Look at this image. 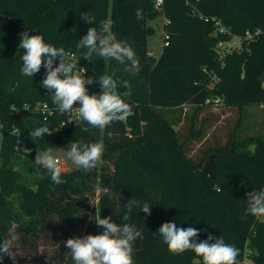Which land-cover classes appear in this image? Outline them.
<instances>
[{
    "label": "trees",
    "instance_id": "1",
    "mask_svg": "<svg viewBox=\"0 0 264 264\" xmlns=\"http://www.w3.org/2000/svg\"><path fill=\"white\" fill-rule=\"evenodd\" d=\"M190 1L234 35L261 33L239 52L227 55L222 65L214 49L228 37H215L213 23L191 16L183 0H164L161 13L153 9V0H0V242L9 229L20 234L16 260L5 256L0 264H45L43 250L60 239L65 243L77 236L102 234L95 219L108 216L117 224L133 223L142 230L143 238L133 243L134 264H203L191 250L171 253L155 233L171 221L177 227L199 230L197 242L209 234L222 237L240 250L239 264L245 250L249 264H264V222H255L247 213V193L264 186V138L238 140L232 133L227 144L211 154L216 172L211 180L184 156L173 126L160 113L185 105L201 107L215 98L238 109L264 105L259 81L264 74V0ZM84 13L95 17L94 24L81 21ZM163 17L169 20L163 27L168 45L155 59L146 48L148 36L154 33L149 22ZM102 20H110L116 39L134 49L139 59L135 75L128 62L99 57L90 62L81 57L86 49H77L76 44ZM25 31L43 35L46 43L76 55L86 78L115 74L114 79L127 81L131 95L125 100L132 114L104 129L81 120L57 132L54 128L63 115L56 113L43 121L30 112L37 102L51 103L52 94L40 83L46 77L44 67L34 77L21 75L24 50L19 43ZM211 72L218 78L214 84ZM86 87L89 95L101 91L98 81ZM118 90L128 89L121 84ZM24 105L29 111L15 113ZM41 126H49L53 134L33 141L28 132ZM17 129L22 134L19 147L13 133ZM71 142L103 143L102 158L107 162L89 172H62L64 182L57 185L46 169L34 163L35 156L50 147L69 150ZM97 189L104 190L97 209L80 215L78 203L94 197ZM131 199L148 202L151 215L134 208L130 220L123 221ZM55 230L57 240L50 238ZM67 252L58 250L53 259L74 264L70 256L65 258Z\"/></svg>",
    "mask_w": 264,
    "mask_h": 264
},
{
    "label": "clouds",
    "instance_id": "2",
    "mask_svg": "<svg viewBox=\"0 0 264 264\" xmlns=\"http://www.w3.org/2000/svg\"><path fill=\"white\" fill-rule=\"evenodd\" d=\"M137 17L140 18L139 11ZM80 19L90 25L95 22V17L87 13L81 14ZM20 35L19 49L24 50L21 57L23 61L21 75L34 77L41 67H44L46 77L40 83L52 94L51 99L61 113L73 111L74 104L79 103L80 107L75 108L78 109L80 119L87 125L99 129H104L114 122H124L132 114V108L125 100V97L131 95L127 81L114 79L115 74L85 78L86 69L78 67L80 59L77 60L64 47L46 43L43 35H29L27 31ZM76 47L86 49L81 57L90 62L96 57L114 59L120 64L130 63L133 75L139 71V59L134 49L126 41L116 39L110 20H102L88 28L87 34L79 39ZM56 58L59 59V64L54 67ZM97 81L101 88L100 93L89 95L86 85H92ZM121 84L128 89L126 92L121 93L118 90ZM84 130L87 131L88 128ZM46 134L52 135L53 129L41 126L28 132L33 141L43 139ZM15 135L19 147L22 136L19 129L15 131ZM68 148L67 158L85 172L93 170L102 162L105 150L103 143L100 142L90 144L71 142ZM34 163L47 170L53 183L59 185L64 182L61 179L62 162L53 154V148L50 147L43 153L37 152ZM247 203V213L257 218L264 217V189L247 193ZM126 208L123 221L130 220L134 208L151 215V205L148 202L140 204L139 201L131 199L127 202ZM95 223L103 229L102 234L69 238L65 242V247L69 250L65 253V258L70 256L74 264H134L133 243L137 238H143L142 230L133 223L117 224L111 216L97 217ZM155 233L162 236L164 244L173 254L191 250L202 258L203 264H239L237 257L240 250L234 245L227 244L222 237L209 234L207 239L197 242L199 230L194 227L187 229L177 227L175 221L165 222ZM19 245L20 234L15 229H9L5 239L0 242V260L6 256L14 262L16 260L14 249H19ZM58 248H47L41 252H47L45 264H58V261L53 259Z\"/></svg>",
    "mask_w": 264,
    "mask_h": 264
},
{
    "label": "rangeland",
    "instance_id": "3",
    "mask_svg": "<svg viewBox=\"0 0 264 264\" xmlns=\"http://www.w3.org/2000/svg\"><path fill=\"white\" fill-rule=\"evenodd\" d=\"M162 24L163 19L149 22L154 33L148 36L146 48L148 56L155 59L161 54L163 47ZM160 113L173 126L178 141L183 146L184 156L201 172L208 156L223 148L232 133L238 140L254 136L264 138V105H247L241 109L224 105L218 107L206 104L201 107L185 105L176 109H163ZM126 132L129 133L127 127ZM102 136L103 132H100L101 140H103ZM1 138L0 134V140ZM67 151H53V154L62 162L63 173L80 172L81 169L67 158ZM104 162L107 161L102 158L98 167ZM103 193L104 190L97 189L94 197L86 196L85 200L80 201L78 203L80 215H87L92 208L97 209L98 197ZM91 215L90 213L89 217ZM57 233L56 230L53 231L50 238L56 239L55 234L58 235ZM52 248L69 251L62 239L57 240V244Z\"/></svg>",
    "mask_w": 264,
    "mask_h": 264
},
{
    "label": "built area",
    "instance_id": "4",
    "mask_svg": "<svg viewBox=\"0 0 264 264\" xmlns=\"http://www.w3.org/2000/svg\"><path fill=\"white\" fill-rule=\"evenodd\" d=\"M183 1L185 2V5L190 8L191 16L197 17L199 20L203 21L204 23H210V22L213 23V25H214L213 35L215 37L219 36V35L228 37L227 40L218 42L215 49H214L216 56L222 65H223V59L227 55L232 54L234 52H239L242 49L243 45H248L250 42H252L261 33L260 30H255L253 32L246 31L243 35H240V36L234 35L231 33L229 28L225 27L220 22V20H218L215 17L204 16L203 14H201L196 9L195 4H193L190 0H183ZM194 1L198 2L199 0H194ZM163 4H164V0H153V9L155 11L161 13L163 10ZM162 19H163L162 43H163V47H165L168 45V42L166 41L168 39V36L165 34L163 27L169 25V20H167L165 17H163ZM74 57L77 59L76 55H74ZM78 67L84 68L82 65L79 64V61H78ZM204 72H206V71L204 70ZM210 74L212 76L213 84L216 83L218 78L216 77V75L213 72H211ZM261 87H262V89H264V81L261 83ZM205 104L206 105H212L214 107H218L220 105H223V102H222L221 98H215V99L206 100ZM75 107H80L79 103L74 104L73 111L61 113L58 110L57 105L55 103H53V101L51 103L37 102L34 104V106L32 107L30 112L41 116L43 121L49 120L56 113L63 115L64 119L59 124H57L56 127L54 128V130L56 129L57 132H63V131L68 130L72 127H75L81 121L78 109H76ZM29 109H30L29 106L24 105L23 108L15 110V113H19L22 111H29ZM62 125H64V126L61 127ZM13 133H15V131ZM263 189H264V186H263ZM262 221L264 222V217H261V218L255 217V222H262ZM246 253H247V251L245 250L244 259L242 261V264H249V262H250Z\"/></svg>",
    "mask_w": 264,
    "mask_h": 264
},
{
    "label": "water",
    "instance_id": "5",
    "mask_svg": "<svg viewBox=\"0 0 264 264\" xmlns=\"http://www.w3.org/2000/svg\"><path fill=\"white\" fill-rule=\"evenodd\" d=\"M58 66L57 64V59L54 61V67ZM259 81L262 83L264 81V74L259 78ZM202 173L209 177V179L214 180L215 179V167L212 161V156L209 155L208 158L206 159L203 168H202Z\"/></svg>",
    "mask_w": 264,
    "mask_h": 264
}]
</instances>
